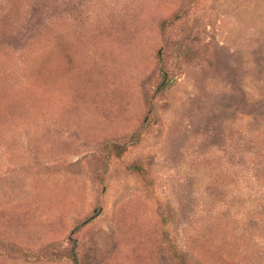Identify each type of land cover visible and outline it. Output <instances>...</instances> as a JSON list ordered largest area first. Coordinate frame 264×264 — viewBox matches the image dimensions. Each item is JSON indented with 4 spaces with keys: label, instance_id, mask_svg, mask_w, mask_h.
<instances>
[{
    "label": "rangeland",
    "instance_id": "obj_1",
    "mask_svg": "<svg viewBox=\"0 0 264 264\" xmlns=\"http://www.w3.org/2000/svg\"><path fill=\"white\" fill-rule=\"evenodd\" d=\"M0 264H264V0H0Z\"/></svg>",
    "mask_w": 264,
    "mask_h": 264
},
{
    "label": "trees",
    "instance_id": "obj_2",
    "mask_svg": "<svg viewBox=\"0 0 264 264\" xmlns=\"http://www.w3.org/2000/svg\"><path fill=\"white\" fill-rule=\"evenodd\" d=\"M71 257H72L73 262L75 263L76 259H75L73 248L71 249Z\"/></svg>",
    "mask_w": 264,
    "mask_h": 264
}]
</instances>
